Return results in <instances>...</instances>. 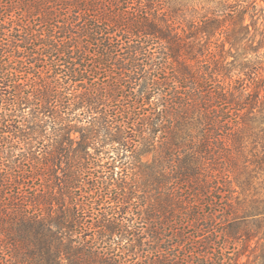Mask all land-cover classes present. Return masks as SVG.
<instances>
[{"label": "trees", "instance_id": "trees-1", "mask_svg": "<svg viewBox=\"0 0 264 264\" xmlns=\"http://www.w3.org/2000/svg\"><path fill=\"white\" fill-rule=\"evenodd\" d=\"M0 264H264V0H0Z\"/></svg>", "mask_w": 264, "mask_h": 264}, {"label": "rangeland", "instance_id": "rangeland-1", "mask_svg": "<svg viewBox=\"0 0 264 264\" xmlns=\"http://www.w3.org/2000/svg\"><path fill=\"white\" fill-rule=\"evenodd\" d=\"M1 239H3V236H2V235H0V240H1Z\"/></svg>", "mask_w": 264, "mask_h": 264}]
</instances>
